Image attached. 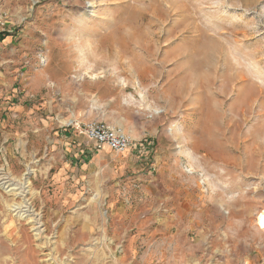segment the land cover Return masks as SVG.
<instances>
[{
    "label": "rangeland",
    "instance_id": "374dc122",
    "mask_svg": "<svg viewBox=\"0 0 264 264\" xmlns=\"http://www.w3.org/2000/svg\"><path fill=\"white\" fill-rule=\"evenodd\" d=\"M0 13V264H264V0Z\"/></svg>",
    "mask_w": 264,
    "mask_h": 264
},
{
    "label": "built area",
    "instance_id": "2783aa9c",
    "mask_svg": "<svg viewBox=\"0 0 264 264\" xmlns=\"http://www.w3.org/2000/svg\"><path fill=\"white\" fill-rule=\"evenodd\" d=\"M7 19L3 13H0V28L5 29ZM81 132L92 141L97 149L109 147L115 152H125L130 149L133 139L122 128L113 126L104 120H91L79 124Z\"/></svg>",
    "mask_w": 264,
    "mask_h": 264
},
{
    "label": "bare ground",
    "instance_id": "6f19581e",
    "mask_svg": "<svg viewBox=\"0 0 264 264\" xmlns=\"http://www.w3.org/2000/svg\"><path fill=\"white\" fill-rule=\"evenodd\" d=\"M88 14L89 13H84V15H83V18H84V20H87V18H88ZM197 63V62H196ZM199 64V63H198ZM201 65V64H200ZM0 182H3V183H1V184H7V183H9V180H7V178L6 177H4V176H2L1 178H0ZM9 185H12V184H9ZM8 185V186H9ZM13 189H17V190H20L19 192H18V194L19 195H22V196H24V194H25V192H26V186H25V184H23V185H20L19 187H17V188H13ZM25 203V204H24ZM15 207V209L14 210H18L19 212H21V214L22 215H24V214H26L27 213V215L29 214L28 212H30L31 210H30V204L28 203V200H25V198L23 199V202H20L19 204H17L16 206H14ZM36 224H37V222H36Z\"/></svg>",
    "mask_w": 264,
    "mask_h": 264
},
{
    "label": "snow or ice",
    "instance_id": "6c2138e0",
    "mask_svg": "<svg viewBox=\"0 0 264 264\" xmlns=\"http://www.w3.org/2000/svg\"><path fill=\"white\" fill-rule=\"evenodd\" d=\"M261 227H264V217H261Z\"/></svg>",
    "mask_w": 264,
    "mask_h": 264
}]
</instances>
